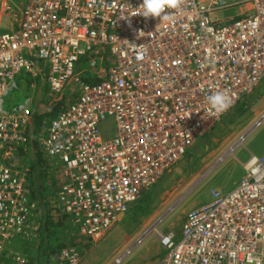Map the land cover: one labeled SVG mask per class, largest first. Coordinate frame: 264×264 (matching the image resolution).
Wrapping results in <instances>:
<instances>
[{
    "label": "built area",
    "instance_id": "obj_1",
    "mask_svg": "<svg viewBox=\"0 0 264 264\" xmlns=\"http://www.w3.org/2000/svg\"><path fill=\"white\" fill-rule=\"evenodd\" d=\"M141 3L27 0L18 15L0 0V264L10 239L39 227L26 177L4 164L31 140L30 108L5 109L21 74L40 78L55 102L73 81L80 90L39 138L62 178L63 211L91 242L264 80V0H176L162 20L145 19ZM82 57L98 83L82 82ZM215 92L232 101L220 114L207 103ZM244 169L233 190L187 214L179 238L161 236L167 254L154 264H264V155ZM79 263L73 249L56 258Z\"/></svg>",
    "mask_w": 264,
    "mask_h": 264
},
{
    "label": "rangeland",
    "instance_id": "obj_2",
    "mask_svg": "<svg viewBox=\"0 0 264 264\" xmlns=\"http://www.w3.org/2000/svg\"><path fill=\"white\" fill-rule=\"evenodd\" d=\"M6 1L15 9V12H19V6L27 3V0ZM231 14H234V10L224 13V15ZM83 59L82 57L81 60ZM80 65L77 66L79 69H85L88 66L87 63L81 67ZM19 77H17L16 83L18 82L21 87L23 82ZM29 80L31 83L35 82L32 78ZM37 83L40 85L37 88V96L41 97L42 93L44 95L43 82L39 79ZM75 87L76 84L73 81L65 92H70L69 89ZM47 89L48 87L45 86V90ZM24 93H26L25 86L23 89L19 88L18 92L12 94L10 92L9 97L5 100V109L9 111L12 106L23 103L26 98H29L22 105L23 108H30L31 111L32 100L35 96L31 95L32 91L27 95ZM48 101L51 105L59 102V100L55 102L52 99H48ZM242 101L240 109L235 112L236 107ZM242 101L226 114L212 130L198 139L191 149L193 152L190 157L185 156L150 189L146 194L150 197L146 215L141 214L138 217L132 215V212L135 211L132 207L97 242H91L81 236L80 232L77 233L76 227L78 226L71 222L70 217H64L65 213L59 197L61 191L55 196L54 186L50 190H46L47 194L53 192V196L48 198L50 216L55 222L62 221L63 227L68 230L70 226H73L72 236L77 239L71 243L68 249L71 247L79 253V264H154L167 254V250L161 243L162 235L172 233L179 238L184 220L190 211L210 202L213 191L229 192L233 190L236 181L245 174L244 164L251 154L264 155V120L255 129H253L254 125L250 123L255 114L264 112V80L252 94L246 96ZM245 127L246 129H244ZM102 131L106 138H112L116 133L114 120L108 118L102 124ZM40 147L42 146L40 145ZM46 167L49 176L62 183L57 164L54 165L49 160ZM42 212L43 210L35 215V220L32 223L36 221V225L39 226ZM32 234V237H36L35 232ZM36 245H39V242ZM36 245L34 243L33 246L27 247L28 250H32L31 256H29L27 251L23 252V247L27 246L24 238L16 235L6 243V257L1 262L4 264H30L32 257L38 259ZM83 247L87 248L83 250ZM120 259L123 261L119 263ZM50 260L49 264H56V258ZM44 262L45 259L41 264ZM34 263L31 262V264Z\"/></svg>",
    "mask_w": 264,
    "mask_h": 264
},
{
    "label": "trees",
    "instance_id": "obj_3",
    "mask_svg": "<svg viewBox=\"0 0 264 264\" xmlns=\"http://www.w3.org/2000/svg\"><path fill=\"white\" fill-rule=\"evenodd\" d=\"M85 63L88 64L85 69H79L78 67V73L81 74L80 77L82 82L91 85L98 83L97 80L94 79L92 73L88 71L90 67V61L88 57L84 58L83 60H80V67L83 66ZM19 78L23 82V85L20 87L17 82L15 92H18L19 88L23 89V86H25L26 93L24 94L27 95V93L32 91L31 95L35 96L32 100L33 103L31 108V140L24 146L18 147L17 150L14 151L13 157L6 159L4 161V164L7 167L20 172L26 177V186L30 192L29 196L31 200L37 203L39 211L43 210L42 215L40 217V227L37 236L39 239L37 241L26 240L25 243H27V246H24L23 252L27 251V254L31 256L30 252L32 250H28V248L25 249V247L33 246L34 242L36 245L37 242H39V245H36V251H38V255L40 258H45L44 263L49 264L51 261L50 259L54 258V255L57 256L64 249H68L71 243H73V241L77 238L72 236L73 226H70L68 230L66 227H63L62 221L55 222L53 220V217L50 216L51 210L49 209L50 201L48 198L53 196L54 190L56 191L55 196L59 194V192L62 190V183H59V181L54 180V178L49 176L48 174L46 165L51 159L49 158L48 153H46V151L42 147H40L39 134L45 126L48 127L60 114L65 112L70 105L77 102L80 96V90L78 89V87L70 88V92H65L63 94V98L59 102L51 105V103L47 99V93L49 91V88L45 90V86L48 87V85L44 86V95L42 93L41 97L37 96V88L40 87L37 82L40 78H33L30 74H21ZM29 78H32L33 80H35V82L31 83ZM33 85L36 86V88L32 87ZM28 99L29 98H26L23 103L16 104L12 107L20 108L21 104L27 102ZM242 104L243 102L240 103V105ZM238 110L239 109H236L235 112H237ZM192 152L193 150L189 151L186 154V157H190V154H192ZM53 186L55 187L53 189V192L51 194H47L45 191L48 189L50 190V188ZM149 201L150 197L146 196L145 194L142 199L137 203V206L136 204L133 206L135 211L132 212V215L136 217L141 214L146 215L147 209L150 205ZM63 215L65 218H69L68 215ZM86 248L83 247V250H85ZM70 249L73 248L70 247ZM40 258H38V260H40Z\"/></svg>",
    "mask_w": 264,
    "mask_h": 264
},
{
    "label": "clouds",
    "instance_id": "obj_4",
    "mask_svg": "<svg viewBox=\"0 0 264 264\" xmlns=\"http://www.w3.org/2000/svg\"><path fill=\"white\" fill-rule=\"evenodd\" d=\"M176 0H142L139 8L145 19L160 18L165 19L169 13L165 10L175 6ZM207 103L218 114L227 111L232 106V101L223 92H215L207 97ZM57 258V257H56Z\"/></svg>",
    "mask_w": 264,
    "mask_h": 264
},
{
    "label": "crops",
    "instance_id": "obj_5",
    "mask_svg": "<svg viewBox=\"0 0 264 264\" xmlns=\"http://www.w3.org/2000/svg\"><path fill=\"white\" fill-rule=\"evenodd\" d=\"M19 6V5H18ZM21 7L22 6H19V11H20V9H21ZM18 13V15H20V13L19 12H17ZM32 87H34L35 88V86L33 85ZM16 88V87H15ZM15 88L12 90L13 92L12 93H15ZM17 92V91H16ZM11 93V94H12ZM243 102V101H242ZM240 104L236 107V109H240ZM21 108H23V105L21 104V106H20ZM261 117V118H260ZM260 118V119H259ZM259 119V120H258ZM263 120H264V112H261V113H258V114H255L254 116H253V119L250 121V123H252V125H254V128L253 129H255L256 127H258L262 122H263ZM257 123V124H256ZM244 129H246V127L244 128ZM249 133V132H248ZM247 133V134H248ZM244 136H246V135H244ZM245 170V169H244ZM245 172V171H244ZM244 177H245V174H243V176L242 177H240L237 181H236V183H235V185L236 184H238L240 181H242L243 179H244ZM32 222H30V225L32 226V227H38L37 225H36V222H34V223H32ZM34 224V225H33ZM75 226V225H74ZM76 232L77 233H79V228L78 227H76ZM38 230H39V227H38ZM75 230V229H74ZM28 231L30 232V233H28ZM27 231V239H24V242H26L25 240H27V241H31V240H35V241H37L38 240V235L36 234V237H32L33 235H32V230L30 231V230H28ZM79 235V234H78ZM32 237V238H31ZM35 243V242H34ZM24 248V247H23ZM25 248H27V247H25ZM16 251V250H15ZM37 255H38V251H37ZM59 255V254H58ZM57 255V256H58ZM57 256H55L54 255V258H56ZM38 258H40L39 257V255H38ZM43 259H45L44 257H42V258H40V260H38V259H34V258H32L31 259V262L32 263H34V262H36V263H34V264H41V262H42V260ZM44 264V263H43Z\"/></svg>",
    "mask_w": 264,
    "mask_h": 264
},
{
    "label": "bare ground",
    "instance_id": "obj_6",
    "mask_svg": "<svg viewBox=\"0 0 264 264\" xmlns=\"http://www.w3.org/2000/svg\"><path fill=\"white\" fill-rule=\"evenodd\" d=\"M63 213V212H62ZM41 216V215H40ZM37 220V219H36ZM41 221H42V219H41ZM33 222V221H32ZM32 224V223H31ZM34 225V224H33ZM40 227V226H39ZM39 231V230H38ZM80 232V231H79ZM28 233H30L29 231H28ZM37 234V233H36ZM33 235V234H32ZM18 236V235H17ZM32 238V237H31ZM25 239V238H24ZM26 241V240H25ZM9 245V244H8ZM18 249V248H17ZM14 254V253H13ZM12 257V256H11ZM9 260V259H8Z\"/></svg>",
    "mask_w": 264,
    "mask_h": 264
}]
</instances>
